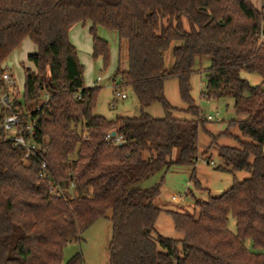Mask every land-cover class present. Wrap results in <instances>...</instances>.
I'll list each match as a JSON object with an SVG mask.
<instances>
[{"label":"trees","instance_id":"1","mask_svg":"<svg viewBox=\"0 0 264 264\" xmlns=\"http://www.w3.org/2000/svg\"><path fill=\"white\" fill-rule=\"evenodd\" d=\"M86 23L92 58L104 67L109 47L97 27L124 41L127 69L117 66L112 78L131 89L137 117L107 120L92 113L98 88L85 86L69 40L70 29ZM263 25L264 9L250 0H0V74L23 39L36 46L27 56L36 71L23 68L22 93L10 109L0 106V124L12 112L23 122L36 117L39 145V154L25 160L0 127V264H82L79 253L63 263L62 250L100 218L111 225L106 264H264ZM203 57L210 65L202 94L231 99L235 118L227 126L250 140L218 147L219 168L249 176L220 196L195 199L191 213L163 210L155 203L161 181L141 184L197 161L206 119L190 96V76ZM241 72L259 75L260 83L251 86ZM167 79L177 81L191 119L172 116L163 92ZM154 103L164 117L144 112ZM111 132L122 141L107 140ZM41 164L51 185L39 176ZM58 189L61 195L52 193ZM69 190L76 194L67 196ZM162 213L177 238L158 233Z\"/></svg>","mask_w":264,"mask_h":264},{"label":"rangeland","instance_id":"2","mask_svg":"<svg viewBox=\"0 0 264 264\" xmlns=\"http://www.w3.org/2000/svg\"><path fill=\"white\" fill-rule=\"evenodd\" d=\"M253 5L260 7V0H250ZM264 4V0H262ZM264 9V7H263ZM89 24L77 26L76 36L72 39L78 44L77 52L79 62L83 70L82 76L84 84L88 87H97L93 114L101 116L107 120L115 117H137L139 115L138 103L130 88L117 86V78L113 82L112 74L119 66L121 71L127 69L125 56V43L118 41L115 32L103 27H97V35L107 41L109 51V61L106 67L102 64V59L92 58L91 36L88 32ZM74 33V32H73ZM76 40V41H75ZM264 40V39H263ZM177 44V43H175ZM35 51V46L25 39L21 45L6 60L8 68L11 69L17 81V88L20 93L23 90L24 76L23 68L29 63L25 54ZM165 68H170L172 64L171 51L164 53ZM210 65V58L203 57L197 60L194 71L190 76V96L195 106H197L204 118L211 116L212 120H205L204 129L198 134L197 161L194 166L178 167L172 166L167 172L161 171L156 175L146 179L141 186L151 187L161 181L160 194L155 203L163 210H178L181 212H192L195 199L207 200L209 197L222 195L232 185L233 181H242L248 178L249 174L245 171L225 170L219 168L222 165L221 159L217 154L220 146L239 147L237 138L248 142L249 138L241 137L236 128H229L227 123L235 118L232 109L231 99H209L202 92L206 81V71ZM33 71H36L33 69ZM99 77V80H96ZM240 77L247 80L251 86L260 83V76L255 73L241 72ZM115 91L124 93L126 98H116ZM164 97L172 106V116L177 119H191L192 116L186 113V104L180 99L178 94L177 81L167 79L163 87ZM45 99V97H43ZM152 118L164 117V111L160 104L154 103L144 110ZM228 131L229 134H225ZM176 150L172 151L170 159H175ZM194 170L195 179H191ZM195 181L198 182L194 186ZM67 196L72 197L76 193L72 190L67 191ZM172 196H183L184 200L174 203ZM164 202V203H163ZM111 212H107L110 217ZM234 220L229 219L228 228L234 231ZM159 234L177 238V233L173 230L168 216L162 213L156 224ZM111 237V225L105 218L97 219L82 234L79 241L68 243L62 250V261L65 263L76 253L82 258V264H106L107 243ZM250 247V243H246Z\"/></svg>","mask_w":264,"mask_h":264},{"label":"built area","instance_id":"3","mask_svg":"<svg viewBox=\"0 0 264 264\" xmlns=\"http://www.w3.org/2000/svg\"><path fill=\"white\" fill-rule=\"evenodd\" d=\"M96 80H99V77ZM17 91V81L11 70L5 67L0 74V106L10 109L12 100L17 95ZM115 97L124 99L126 95L115 91ZM38 109L39 107L36 108V110ZM206 119L212 120V117L207 116ZM0 127L8 133L13 146L23 151V158L25 160H29L39 154V145L33 141V136L36 132V117L28 115L27 120L23 122L20 113L12 112L3 117ZM106 139L112 141L113 144H118L122 141L121 136H116V134L112 135V132L106 135ZM45 168V165L41 164L39 176L47 179L51 185V181L45 174ZM52 193L59 196L62 194V190H52ZM182 200H184L183 196L171 197V201L174 203L181 202Z\"/></svg>","mask_w":264,"mask_h":264},{"label":"crops","instance_id":"4","mask_svg":"<svg viewBox=\"0 0 264 264\" xmlns=\"http://www.w3.org/2000/svg\"><path fill=\"white\" fill-rule=\"evenodd\" d=\"M263 2H262V0H260V6L263 8L264 7V4H262ZM253 4V3H252ZM254 7L256 8V9H261L260 7H256L255 5H254ZM77 26H79V25H75V26H73L71 29H70V31H69V40H70V42L72 43V45L76 48V51H77V48L79 47L78 46V44L76 43V42H73V38L76 36V31L75 30H77L76 28H77ZM83 26V25H82ZM74 32V33H73ZM116 34V33H115ZM116 37H117V35H116ZM25 39H27V40H29L28 38H25ZM25 39H23V40H25ZM75 39V38H74ZM22 40V41H23ZM117 40H118V38H117ZM76 41V40H75ZM29 42H30V40H29ZM32 43V42H31ZM21 45V44H20ZM34 45V44H33ZM35 46V45H34ZM36 52V46H35V51L34 52H32V53H28V54H25V57H26V59H27V56L28 55H30V54H33V53H35ZM77 55H78V52H77ZM78 58H79V55H78ZM80 60V59H79ZM28 62V61H27ZM29 64L26 66V68H31L32 70L34 69V66L32 65V63H30V62H28ZM4 67H7L8 68V66H7V63L5 62L4 63V65H3ZM8 69H10V68H8ZM11 70V69H10ZM12 72V71H11ZM12 74H13V72H12ZM15 77V76H14ZM16 79V78H15ZM85 86H87V84L85 85ZM88 87V86H87ZM164 203V202H163Z\"/></svg>","mask_w":264,"mask_h":264},{"label":"water","instance_id":"5","mask_svg":"<svg viewBox=\"0 0 264 264\" xmlns=\"http://www.w3.org/2000/svg\"><path fill=\"white\" fill-rule=\"evenodd\" d=\"M263 29H264V25H263ZM115 133L114 132H112V135H114Z\"/></svg>","mask_w":264,"mask_h":264}]
</instances>
